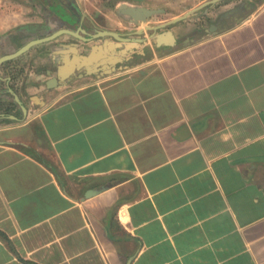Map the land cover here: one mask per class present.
<instances>
[{
    "label": "crops",
    "instance_id": "crops-1",
    "mask_svg": "<svg viewBox=\"0 0 264 264\" xmlns=\"http://www.w3.org/2000/svg\"><path fill=\"white\" fill-rule=\"evenodd\" d=\"M132 1L0 0V57L144 39L0 65V264H264V0Z\"/></svg>",
    "mask_w": 264,
    "mask_h": 264
},
{
    "label": "water",
    "instance_id": "water-1",
    "mask_svg": "<svg viewBox=\"0 0 264 264\" xmlns=\"http://www.w3.org/2000/svg\"><path fill=\"white\" fill-rule=\"evenodd\" d=\"M217 0H212L211 2H216ZM126 9V5L125 4H121L120 7L118 8V10L120 11H123L126 12L127 10ZM191 12H188L186 13L184 16H181V17H178L170 22H168L167 24H172V23H175L177 21H180V20H183L185 19ZM126 14V13H125ZM80 22L82 21L83 19V16L80 15ZM147 29V28H146ZM79 32L80 33H83V30L81 28H77V31H71V30H67V29H60L48 36H45L43 38H39V39H35V40H31L29 41L28 43H26L25 45H23L21 48H19L17 51H15L14 53H11L9 55H5V56H2L0 57V65L3 64L4 62H7V61H10L14 58H17L18 56L22 55L23 53L27 52L31 47L35 46V45H38V44H42V43H45V42H49V41H52L54 39H56L58 36L60 35H70V36H73L76 40H80L84 43H87V42H90L92 39L94 38H108V37H111L113 38L114 40H116L118 43H125V42H135L136 44H141L142 42H144V39H139V38H136L134 40H130L129 38H125L119 34H116V33H112V32H108V31H100L98 32L97 34L91 36L92 38L90 37H83L81 35H79ZM142 31H139L138 34H141ZM107 42H104V44H106ZM115 44V45H118ZM99 46H93L92 47V50L91 52L89 53V55L85 56V60L89 59L93 53V51H95ZM128 48H130V46L128 45ZM131 50V49H130ZM129 50V51H130ZM129 51L127 49H122L120 54L121 56L122 55H127L129 53ZM121 58H119L118 62H121Z\"/></svg>",
    "mask_w": 264,
    "mask_h": 264
},
{
    "label": "rangeland",
    "instance_id": "rangeland-1",
    "mask_svg": "<svg viewBox=\"0 0 264 264\" xmlns=\"http://www.w3.org/2000/svg\"><path fill=\"white\" fill-rule=\"evenodd\" d=\"M85 1H86V6L88 8V12L91 15V17L93 19H97L99 23H102L105 26L111 28H118L119 25H117L116 23H120L124 26H128L125 25L123 21H121L119 18H117V16H114L112 14V10L115 8L116 4H121V3L135 4L137 2H140V1H132V0H85ZM140 3H142V1ZM180 4H184V3L180 2ZM119 32L120 35L127 33V31L123 29L122 26Z\"/></svg>",
    "mask_w": 264,
    "mask_h": 264
},
{
    "label": "bare ground",
    "instance_id": "bare-ground-1",
    "mask_svg": "<svg viewBox=\"0 0 264 264\" xmlns=\"http://www.w3.org/2000/svg\"><path fill=\"white\" fill-rule=\"evenodd\" d=\"M99 52V51H97V50H95L93 53H92V55H91V57L89 58V59H87V60H85V61H91V60H95L96 59V57H98L99 55H101V53H98V55H97V53ZM117 60H119V59H117ZM107 61H111V62H115L116 60L115 59H113L112 57H110Z\"/></svg>",
    "mask_w": 264,
    "mask_h": 264
},
{
    "label": "trees",
    "instance_id": "trees-1",
    "mask_svg": "<svg viewBox=\"0 0 264 264\" xmlns=\"http://www.w3.org/2000/svg\"><path fill=\"white\" fill-rule=\"evenodd\" d=\"M42 3V2H41ZM58 2L56 1V5L53 7L54 8V10L56 9V11H57V9H58Z\"/></svg>",
    "mask_w": 264,
    "mask_h": 264
},
{
    "label": "flooded vegetation",
    "instance_id": "flooded-vegetation-1",
    "mask_svg": "<svg viewBox=\"0 0 264 264\" xmlns=\"http://www.w3.org/2000/svg\"><path fill=\"white\" fill-rule=\"evenodd\" d=\"M74 24V23H71V25Z\"/></svg>",
    "mask_w": 264,
    "mask_h": 264
}]
</instances>
